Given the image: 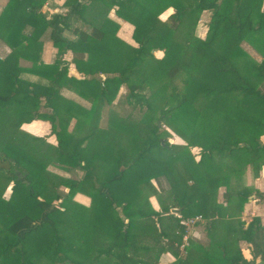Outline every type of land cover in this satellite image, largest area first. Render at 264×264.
<instances>
[{
	"label": "trees",
	"instance_id": "trees-1",
	"mask_svg": "<svg viewBox=\"0 0 264 264\" xmlns=\"http://www.w3.org/2000/svg\"><path fill=\"white\" fill-rule=\"evenodd\" d=\"M44 1L6 0L0 11V38L11 48L0 59V170L6 171L0 175L1 263L13 262L11 249L23 256L29 238L33 255L44 253L50 264H81L79 253L62 246L60 241L69 236L58 234L55 215L71 200L68 194L82 191L91 202L94 194L103 201L97 223L104 244L87 264H156L165 251L173 256L170 264H264V223L256 215L247 222L239 217L250 196L264 200V192L242 183L246 167L257 175L264 163V90L259 89L264 80L263 0H64L65 11L49 15L40 10ZM169 5L173 11L159 19L158 10ZM111 7L132 24L136 45L122 39L110 43L117 28L106 16ZM203 10L210 15L204 36H199L194 29ZM46 28L57 55L67 49L86 53L82 60L73 58L83 77L67 75L59 59L36 63L34 56L23 69L49 83L19 77L16 53L34 54ZM242 40L259 59L241 47ZM155 49L161 56L153 54ZM177 75L180 86L172 82ZM122 84L129 106L142 112L157 106L156 121L165 119L185 142L163 139L150 114L126 121L110 111L109 128L126 132L129 139L122 144L120 139L104 140L105 135L97 138L91 129L78 137L61 122L69 109L61 111L51 100L61 97L58 86L87 98L90 107L80 108L83 123L110 103ZM146 86L154 88L145 92ZM42 106L50 110L41 111ZM33 118L50 121L53 148L41 147L35 140L44 141L41 137L31 136L30 142L23 136L19 123ZM48 163L83 172L79 178L60 177L46 169ZM57 185L67 187L64 195ZM153 194L158 209L149 201ZM194 214L203 217L207 240L189 237L178 255L184 230L180 220ZM46 225L54 244L37 253L33 246ZM221 236L244 239L250 257H243L238 245L229 249L227 241L217 239ZM17 264L26 262L22 258Z\"/></svg>",
	"mask_w": 264,
	"mask_h": 264
},
{
	"label": "crops",
	"instance_id": "crops-1",
	"mask_svg": "<svg viewBox=\"0 0 264 264\" xmlns=\"http://www.w3.org/2000/svg\"><path fill=\"white\" fill-rule=\"evenodd\" d=\"M64 0H45L43 4L40 7V10L44 12L46 15H49L52 12H63L66 9V6L63 4ZM146 1V0H145ZM149 1V0H148ZM6 0H4L3 3L0 2V11L2 7L4 6ZM150 2V1H149ZM154 7V4H153ZM114 8L111 7L106 12V16L110 17L117 23V28L115 30L113 38L122 39L132 45H136L135 41L131 38V31H132V24L117 16L114 13ZM94 9H91V11ZM173 11L172 6H166L162 10H158L157 16L164 15L163 19ZM25 29L27 30L28 27L26 26ZM123 29H125V36H122ZM65 35H70L68 30L63 31ZM124 34V33H123ZM116 36V37H115ZM115 39L114 42L117 41ZM131 41V42H130ZM113 42V43H114ZM11 48L10 46L2 39L0 38V59H3L9 52ZM158 51H161L160 49H156ZM154 52V50H153ZM154 54V53H153ZM162 54V51H161ZM34 56V60L36 63L43 62V63H50L54 61L55 59L60 60V64L67 66V75H73L75 77H83V74L81 71L77 70L73 58L76 59H84L86 57V53L83 51H73L71 49H67L61 54L57 55L56 48L52 45L51 41L49 40L47 36V28L44 32L40 35L37 43V47L35 50V53L33 54L32 51H26L24 50L19 51L16 53L14 64L18 65L19 67H22V70L19 71V77L22 79H26L29 81L38 82L41 84H48L49 80L43 76H40L38 74L29 72L23 68H26L30 66L32 62V58ZM156 57H159L155 55ZM98 75L102 78L104 74L102 72H98ZM58 94L61 97H53L51 100L60 108L61 111H66L69 109L67 114H63V117L61 118V122L65 124L66 129L68 131H71L74 129V133L76 136H82L83 134H78L79 132H83L88 129H92L93 127H101L103 126V122H106L107 119V105L110 103H104L102 106H100L98 109H95L93 111V114L86 118V121L81 123L82 118L85 117L83 113L81 112L80 108L88 109L90 107V101L87 98H84L80 96L78 93H76L74 90L66 87V86H58ZM40 104L43 102V97L40 96ZM41 111H49V107H40ZM58 116L55 117L53 123L55 124V127L58 128ZM100 122V123H99ZM79 124V125H77ZM77 125V126H76ZM18 128L20 130L26 132V135L23 136L26 138V140H29L30 142H34V139H32L31 136H38L44 139V141L35 139L37 142H40L41 147L43 148H53V145L56 143V138L54 133L51 130V123L47 119L43 118H33L29 121H22L19 123ZM104 128V127H102ZM77 130L79 132H77ZM28 133V134H27ZM22 134V133H21ZM104 140H110V139H104ZM197 157V155H195ZM49 166H54L57 171L50 169ZM46 169L54 174H57L60 177H70V178H79L82 175L83 170L79 167H66L64 165H61L59 163H48L46 165ZM73 169L79 172L77 175H69L68 172ZM6 172L5 170H0V175ZM244 183L247 185H251L255 187L256 189L264 192V163L260 165L257 175H253L250 168L246 167L244 174H243ZM10 185L11 181L7 182L5 185L2 196L7 198L9 192H10ZM1 186V184H0ZM58 186H56V190L58 189ZM61 187H66L64 185H60ZM221 188V187H220ZM67 191V187L65 192ZM73 202H76L77 204L81 206H88L87 204L90 202V197L83 193L82 191H75L73 192L72 197H70ZM150 198V197H149ZM220 198V197H219ZM152 207L155 209L159 208V202L156 200L152 201L149 199ZM173 209V208H172ZM176 209V208H175ZM171 211V208H170ZM178 211V210H177ZM177 211H171L174 214H177ZM256 215L259 217L260 221L264 223V200H256L254 197L250 196L242 205V210L240 212L239 217L241 219H244L245 222H247L251 216ZM204 220V219H203ZM203 220H199L194 223V225L190 228V237L198 240L201 243H204L207 240L206 235L199 239L198 237H194L195 226L203 223ZM199 234V233H198ZM237 245L239 246V249L241 250V253L243 257L249 258L250 252L248 243L244 239H238ZM105 258L109 257L110 255H103ZM173 260V256L169 252H162L159 256L158 262L156 264H170ZM258 259H256L257 261Z\"/></svg>",
	"mask_w": 264,
	"mask_h": 264
},
{
	"label": "rangeland",
	"instance_id": "rangeland-1",
	"mask_svg": "<svg viewBox=\"0 0 264 264\" xmlns=\"http://www.w3.org/2000/svg\"><path fill=\"white\" fill-rule=\"evenodd\" d=\"M1 3L4 2V0H0ZM262 5L264 6V0L262 2ZM209 15H210V10H203L200 15H199V19L196 23L195 26V33L199 36H204L205 32H206V27H207V21L209 19ZM158 17V16H157ZM164 15L159 16V19H163ZM125 29L123 30L122 36H125ZM116 37V36H115ZM115 39L117 40V38H113V41H111L110 43L113 44V42L115 41ZM131 42V41H130ZM240 45L241 47H243L244 49H246L250 55H252L253 57H255L256 59H259V55L256 51H254V49L251 47V45L245 41L242 40L240 41ZM153 51V50H152ZM154 55H161V51L158 50H154ZM173 84L180 86V76H176L173 78ZM154 86H146L143 89L145 90V92H149L150 89H153ZM259 89L260 90H264V80L260 83L259 85ZM125 93H126V88L125 86L122 84L119 86L115 97L111 100L110 104L107 105V119L106 122H103V126L99 127L102 130L97 129L96 127H93L91 129V131H93V136L95 137H101L103 135L106 136V139H120L119 142L120 144H122V142L124 143L126 141V139H129V136L126 135V132H116L114 128H109V124H108V118H109V111L110 114H117L118 116L124 118L126 121L130 120V119H136L138 117H141L142 115H146V114H150L151 116V120L152 121H156V116L158 115V111H157V106H155L152 110L150 109L149 111H143L141 109H137L136 107L132 108L131 106H129L127 104V102L125 101ZM131 121V120H130ZM100 123V122H99ZM156 123H158V131L160 133L161 136H163V139H166V141L170 142H174V143H184L185 141H183V139L174 131L173 127H171L169 125L168 122L165 121V119H161L156 121ZM108 125V126H107ZM107 128H102V127H106ZM88 129L86 128V130H84L83 132H79L77 130V132H79L78 134H84L87 133ZM261 140H264V131L260 136ZM191 151L194 155H196L197 153V148L192 147ZM107 164V163H106ZM50 169L57 171L58 168L56 169V167L54 166H49ZM79 172H77L73 169H71L68 174L73 176V175H77ZM242 183H244V179L242 180ZM245 184V183H244ZM247 185V184H245ZM66 187H61L60 185L58 186V189L56 190L61 196L64 195L66 192ZM223 188H219V192L222 191ZM85 194H87L89 196V194L87 192H83ZM73 193L68 194V197H72ZM149 199H151L152 201L156 200V195H149ZM100 196L98 194H94L93 200L92 202L88 203V206H81L79 204H77L76 202H73L72 200H68L66 203V208L64 209V211H59L56 215V230L58 232V234L61 233H66V235L69 236V239H65V240H61L60 242L62 243V246H64V248H70L72 249L71 252H75L74 253H79L81 255V259H82V263L83 264H87V262H89L91 260L90 254L94 252L95 249L101 247L104 244V241L102 240L103 236L101 232L102 231V226L100 224L97 223L98 221V217L101 214V207L103 205V201L99 200ZM56 202V201H54ZM117 210V213H121L120 212V208L119 206H116L115 208ZM107 210L110 211V208L107 207ZM171 211L173 212L174 210ZM169 209V212H171ZM241 212V211H240ZM232 221V220H231ZM230 221V223H232ZM44 230V232H42L39 235V239L38 241L35 243V246H33L36 249V252L39 253V251H41L42 247L46 246L47 244L50 245L52 247V245L54 244L53 239H51V231L49 229V227H47V225L42 229ZM217 232H221L224 234H227L226 232L220 231L217 227L215 229ZM195 231L196 233H194V237H198L199 239L202 238V235L205 236L206 233L203 229V223H200L198 225L195 226ZM199 233V234H198ZM205 234V235H204ZM217 239H224L223 241H227L228 242V248L232 249L233 245L237 246V242L233 239H228L225 236H221L218 237ZM32 240V239H31ZM30 239L26 238L25 243H24V248H25V254H23V256L19 255L20 252L18 250H13L11 249L12 255H14L12 257V261L10 262L8 259H4V263L5 264H17L18 261L20 259H24V261L26 262V264H50V260H48L45 256V254H41V256L37 257V255H33V248L32 246H30ZM232 245V246H231ZM239 247V246H238ZM26 250L28 251L26 253ZM32 251V253H31ZM169 252L170 251H166ZM241 252V250H240ZM41 253V252H40ZM171 254V253H170ZM242 254V253H241ZM81 263V264H82ZM0 264L1 261H0Z\"/></svg>",
	"mask_w": 264,
	"mask_h": 264
},
{
	"label": "built area",
	"instance_id": "built-area-1",
	"mask_svg": "<svg viewBox=\"0 0 264 264\" xmlns=\"http://www.w3.org/2000/svg\"><path fill=\"white\" fill-rule=\"evenodd\" d=\"M203 220L200 214H194L183 218L180 220V223L183 225L184 230L181 235V240L178 243V255H182L184 253V247L187 245V240L190 237V228L194 225L195 222Z\"/></svg>",
	"mask_w": 264,
	"mask_h": 264
},
{
	"label": "water",
	"instance_id": "water-1",
	"mask_svg": "<svg viewBox=\"0 0 264 264\" xmlns=\"http://www.w3.org/2000/svg\"><path fill=\"white\" fill-rule=\"evenodd\" d=\"M163 142V140H161V143ZM18 175H20V173H17ZM25 182L27 183V181L25 180ZM172 210L177 211V209L173 208Z\"/></svg>",
	"mask_w": 264,
	"mask_h": 264
}]
</instances>
